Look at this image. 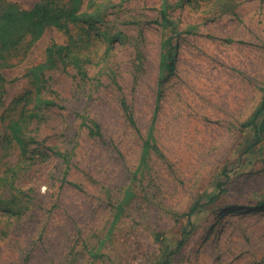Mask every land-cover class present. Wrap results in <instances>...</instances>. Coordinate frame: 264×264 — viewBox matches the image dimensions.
I'll return each instance as SVG.
<instances>
[{"label": "rangeland", "instance_id": "obj_1", "mask_svg": "<svg viewBox=\"0 0 264 264\" xmlns=\"http://www.w3.org/2000/svg\"><path fill=\"white\" fill-rule=\"evenodd\" d=\"M80 11L0 50V264H264V0Z\"/></svg>", "mask_w": 264, "mask_h": 264}, {"label": "trees", "instance_id": "obj_2", "mask_svg": "<svg viewBox=\"0 0 264 264\" xmlns=\"http://www.w3.org/2000/svg\"><path fill=\"white\" fill-rule=\"evenodd\" d=\"M2 1V0H0ZM82 0H37L31 8H21L16 3L5 2L0 13V50H7L17 45L20 40L27 34L31 39L40 35L46 26L53 25L59 28L65 27L69 22H76L82 16L80 5ZM64 48L63 46L61 47ZM50 52H54L53 47L48 48ZM171 38L164 39L161 43V54L159 63V82L173 74L175 70ZM44 65H39L41 70ZM0 73V81L2 80ZM2 99L0 97V107ZM262 115V118L257 122V118ZM84 122L85 116L81 117ZM22 119L19 117L10 120L8 124L10 141L14 142L20 149L21 154L25 155L28 150L30 138H27L25 127ZM87 123V122H86ZM254 124L256 135L259 136L264 131V95L260 106L255 112L254 117L249 122ZM97 125V124H93ZM248 125V124H247ZM98 127V126H97ZM91 133H97L98 128L89 126ZM149 139H146L143 144L142 159H145L148 152ZM64 158L68 159L65 153L58 152ZM20 190V189H19ZM183 244V239L178 241L177 249ZM164 264H167L165 262Z\"/></svg>", "mask_w": 264, "mask_h": 264}]
</instances>
